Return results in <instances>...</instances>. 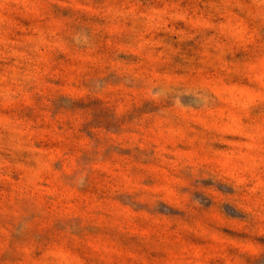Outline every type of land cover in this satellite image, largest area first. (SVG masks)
<instances>
[{"label":"rangeland","instance_id":"1","mask_svg":"<svg viewBox=\"0 0 264 264\" xmlns=\"http://www.w3.org/2000/svg\"><path fill=\"white\" fill-rule=\"evenodd\" d=\"M0 264H264V0H0Z\"/></svg>","mask_w":264,"mask_h":264}]
</instances>
